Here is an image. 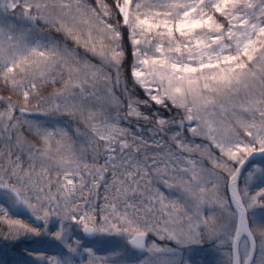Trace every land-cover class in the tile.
<instances>
[{"label": "snow or ice", "instance_id": "snow-or-ice-1", "mask_svg": "<svg viewBox=\"0 0 264 264\" xmlns=\"http://www.w3.org/2000/svg\"><path fill=\"white\" fill-rule=\"evenodd\" d=\"M256 155L264 0H0V230L28 264H264Z\"/></svg>", "mask_w": 264, "mask_h": 264}, {"label": "rangeland", "instance_id": "rangeland-1", "mask_svg": "<svg viewBox=\"0 0 264 264\" xmlns=\"http://www.w3.org/2000/svg\"><path fill=\"white\" fill-rule=\"evenodd\" d=\"M256 167V166H255ZM254 183H258V181H255ZM251 217V213L249 214ZM258 231H261L262 227L259 225H254ZM154 240V239H152ZM178 256L176 259L183 258L185 264H221L225 259V253L227 249L219 250L216 245H213L212 243H208L206 245H200L196 246V248L192 251L178 249ZM12 252V260L8 262L9 264H19L20 261H22L18 255L19 253H16L14 251ZM23 254V253H22ZM260 255L259 252V244H258V252L256 257L258 258ZM23 264H26L22 261ZM28 263V259H27Z\"/></svg>", "mask_w": 264, "mask_h": 264}, {"label": "trees", "instance_id": "trees-1", "mask_svg": "<svg viewBox=\"0 0 264 264\" xmlns=\"http://www.w3.org/2000/svg\"><path fill=\"white\" fill-rule=\"evenodd\" d=\"M145 135H147V133H145ZM258 165H264V158L254 161V163H252L250 165V167H255ZM245 175H246V173H245ZM241 186L243 187V179L241 180ZM252 229H253L254 233L257 234V237H258V233L260 231L257 230V228L254 226L253 223H252ZM261 230H264V226L262 227ZM151 239H155V237L153 236V237H151ZM257 241L259 243V240H257ZM25 245H26V242L15 241L12 237L8 236L5 231L0 230V264H9L8 262H10L13 259L11 257L13 255L11 251L19 253L20 255H18V257L21 259L26 257L25 255L22 254ZM5 248H7V249L5 250ZM25 259H27V258H25ZM221 264H223V262Z\"/></svg>", "mask_w": 264, "mask_h": 264}, {"label": "water", "instance_id": "water-1", "mask_svg": "<svg viewBox=\"0 0 264 264\" xmlns=\"http://www.w3.org/2000/svg\"><path fill=\"white\" fill-rule=\"evenodd\" d=\"M258 158H262V157L259 156V155H256V156H254V157L252 158V161L255 160V159H258ZM249 223H250V220H249ZM256 253H257V251H256ZM256 253H255V255H256Z\"/></svg>", "mask_w": 264, "mask_h": 264}, {"label": "bare ground", "instance_id": "bare-ground-1", "mask_svg": "<svg viewBox=\"0 0 264 264\" xmlns=\"http://www.w3.org/2000/svg\"><path fill=\"white\" fill-rule=\"evenodd\" d=\"M260 226V225H259ZM261 227V226H260ZM263 227V226H262ZM7 248H5V250H6Z\"/></svg>", "mask_w": 264, "mask_h": 264}]
</instances>
